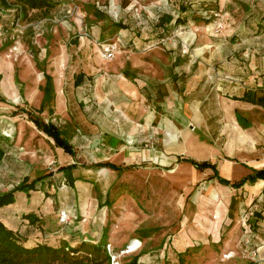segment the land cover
I'll use <instances>...</instances> for the list:
<instances>
[{"label": "rangeland", "instance_id": "obj_1", "mask_svg": "<svg viewBox=\"0 0 264 264\" xmlns=\"http://www.w3.org/2000/svg\"><path fill=\"white\" fill-rule=\"evenodd\" d=\"M144 2L129 5V0H55L50 10L32 9L25 16L17 13L16 6L2 10L0 4V97L5 99L0 100V143L4 149V154L0 155V193L12 189L24 177L31 180L51 173L43 182L44 189H50L57 200L66 195L65 202L75 204L80 212L82 209L80 215L78 211L75 216L70 214L65 225L58 222L57 231L61 229L59 233H65V228L88 224L87 233L96 232L94 238L110 244L113 253L119 254L125 249L119 258L115 257L119 264L121 259L140 250L156 253V264H254L244 252V242L240 244V230L233 237H225V234L234 224L262 217L256 211L260 203L246 204V188L235 190L216 178L209 179L212 172L208 168L200 171L186 158L196 159L194 154H198L202 156L196 160L201 161L213 156L210 154L213 149L218 155L214 159L220 162L229 158L255 164V160L264 156V111L260 106L249 104L239 110L250 125L253 124V129L241 130L233 123L232 107L225 104L224 93L218 96L203 82L198 96L201 118L206 125V146L187 151L186 145L177 138L164 147L167 152H162L163 147L150 142H135L125 150L132 157L120 170L99 166L112 162L121 167L114 158H105L119 151L104 153L100 144L82 137L85 117L89 124L85 128H90L87 135L92 138L98 135L94 121L97 107L91 98L96 85L98 87L101 81L105 86L109 75L123 81L118 71L127 68L126 61L133 54L145 52L138 46L132 47L135 42L128 39L132 31L127 30V36L121 35L122 29L117 24L137 21L134 25L147 27L145 21L150 15ZM233 11L227 19L225 15L218 17L220 24L224 25L226 20L230 24ZM262 26L258 36L264 48V20ZM108 44L113 48L109 59L103 51ZM153 54L167 64L160 77L172 75V71L169 72L172 61L156 52ZM150 57L146 52L136 60ZM42 70L52 75L54 89L62 98L58 104L55 91L52 113L45 108L39 116L67 131L74 155L64 153L68 156L66 162L60 159L61 152L54 148L52 139L38 130L22 111L36 110L41 103ZM78 73L83 75V83L75 88L73 81ZM173 77L168 82L170 89L173 84L176 86ZM165 82L158 84L161 93L168 89ZM262 84L256 89L258 95L264 92V82ZM33 115L38 114L33 111ZM186 132L199 135L200 130L193 122ZM59 163H75L76 168L71 173L57 171ZM218 171L226 179L227 171ZM69 174L75 179V189L67 183ZM40 188L43 193L44 189ZM59 209L55 208L57 215ZM42 210L50 211L44 206ZM49 218L58 221V216ZM27 239L30 242L26 240V244L53 241L51 237ZM136 240H139L137 247L126 249ZM164 252L167 253L165 259Z\"/></svg>", "mask_w": 264, "mask_h": 264}, {"label": "crops", "instance_id": "obj_2", "mask_svg": "<svg viewBox=\"0 0 264 264\" xmlns=\"http://www.w3.org/2000/svg\"><path fill=\"white\" fill-rule=\"evenodd\" d=\"M129 1V5H133L143 0ZM179 2L180 0H145L143 5H146L144 6L145 10H149L150 17H156L158 13H166L173 19L178 17L170 34V36L173 35V38H167L158 43L150 38L149 44H144V41L142 42L140 38L137 39L134 36L135 33L130 32L131 35L128 39L135 42V45H129L142 48L145 51L142 54L149 52L151 57L141 61L136 59H139L137 57L142 54H133L131 59L126 61L127 68L120 69L121 72L118 71L123 81L112 79L118 76L109 75L106 85L103 86L100 81L99 86L96 85L92 93L91 98L95 100L94 104L97 107L94 121L98 135L95 138L87 135L90 128H85L89 126L85 117L83 119L84 135L82 137L89 142L93 139L96 144H100L102 146L101 151L104 153H108L109 150L119 151L115 155L109 154L105 158H114L121 164V167L128 164L132 157V155L125 153V150L130 149L131 146L126 145L127 139L124 136L129 137V139L131 137L134 143L145 144L150 142L163 148L178 138L186 145L187 151H189L188 148L206 146V125L201 118L198 96V91L203 82H207L208 87L214 93L215 91L217 94L224 93L223 98L227 100L225 104L232 107L231 116L235 127L241 130L253 129V124L245 128L240 126L235 116V110L254 104L232 97H240L244 91L249 89L256 91L258 86L263 85L264 82V48L261 36H258L261 34V30L259 31L258 28L252 26L251 22L253 17L257 19L264 13V0H196L194 13L189 10L180 12L177 6ZM204 8L207 10L205 15L201 11ZM230 11H233L230 24L227 20L223 22L224 25L220 24L218 17L225 15L227 19L226 16H229ZM212 14L217 18L213 19ZM203 18L209 20L205 22ZM185 20L186 23L182 24ZM121 32V35L127 36L129 34L127 31ZM155 52L161 57L169 58L170 62L172 61L173 64H170L169 72L172 71L174 75L166 76V78L164 75L160 77L167 64L161 58L153 56ZM172 77L176 82V86L172 85L174 89L172 86L170 89L168 84ZM164 80L167 82L165 83L168 89L166 93H161L158 84ZM61 98V95H57L56 91L58 104L61 102ZM57 112H61V107ZM226 112L229 113V110L227 109ZM193 122L197 124V128L200 130L199 135L186 132V129ZM164 129L167 131L166 133L163 132ZM184 136L186 138H183ZM52 144L54 145V143ZM54 148L57 152H61L59 154L63 162L68 159L61 148L56 146ZM160 150L167 152L165 148ZM215 152L212 149L210 154L213 156L202 158V160L209 159L215 164L217 171L219 169L227 171L226 179L230 182L239 181L251 174L253 169L264 168V156H260L252 165L242 160L229 158L220 162L214 159L218 157ZM194 155L196 159L202 156ZM61 164L59 163V166H63ZM218 174L221 176L219 171ZM212 175L213 172L210 176ZM44 181L45 179L42 180L39 187L36 186V190H30L28 193L15 192L12 203L0 206V221L7 228L17 232L30 242L27 238L38 237L39 233L34 230V225L24 218V215L29 212L41 218L42 227L47 231L49 237H58L67 241L72 238L71 240L76 242L80 239L96 242L98 238H94L97 236L93 234L97 233H87L88 224L65 228V233H59L61 229L57 231L56 224L58 221L49 220L50 216H57L55 208H67L73 216H75L76 211L79 215L82 214V209L80 212L76 206H73L75 204L65 202L67 196L64 197V193L62 195L64 199L57 200V196L51 195L50 189H44ZM245 185L246 187H244ZM40 187L44 189L43 193H40ZM73 187L76 188V183L75 186L73 184ZM242 188H246V192H248L246 204L250 205L254 201L260 203V208L255 210L260 212L262 217L254 218L255 220L251 219L249 222L244 220L242 223L230 226L225 237H233L240 230L238 235L240 244H243L244 238H248L249 243L256 248L257 252L254 264H263L264 179L252 183L246 182L240 188L234 189L240 190ZM43 206L48 207L50 211L42 210ZM10 214H12L11 217H9Z\"/></svg>", "mask_w": 264, "mask_h": 264}, {"label": "trees", "instance_id": "obj_3", "mask_svg": "<svg viewBox=\"0 0 264 264\" xmlns=\"http://www.w3.org/2000/svg\"><path fill=\"white\" fill-rule=\"evenodd\" d=\"M0 4L2 5V10H5L12 6H16L17 13H19V15L21 16H25L27 12L32 9L41 11L50 10L53 6H55V0H11V2H9L8 0H0ZM177 6L180 12H186L189 10L191 12L193 11L194 13L196 0H180ZM201 11L205 15V11L207 10L204 8V10ZM155 15L156 13L154 14V16ZM137 19L141 21V18L138 17ZM203 19L205 20V22L209 20L206 18ZM257 19H254L253 17L251 22L252 26L258 28L260 31L263 29L262 25L264 20V13L260 17H257ZM177 20L178 17L173 19L166 13H158L156 17H148V19L145 21L147 27L145 25L138 26L135 24L136 26H138L136 27L134 23H138L137 21H134V23L127 22V24L119 21L117 24L120 26L122 31L129 30L135 33L134 36L140 38L142 42L144 41L145 44L149 42L150 38H153V41H155V43L167 39L170 36L173 29L172 27L174 26V24H176ZM254 20L255 23L253 22ZM120 22H122L124 26ZM185 23L186 20L182 24ZM43 77L44 83L40 88V90L42 91V96L39 107L36 110L31 109L22 111L28 115V117L38 130L42 131L46 136L53 140L54 146L61 148L65 153L69 155H74V147L71 143V139L68 137L67 131L63 129V126L58 125L51 120L45 122L39 116V114H41L45 110V108H47V111L49 113H52L51 103H53L55 97V87L52 75L43 71ZM82 80L83 75L81 73H78L73 81L74 87L76 88L80 86L81 83H83ZM232 98L258 105L264 111V92L258 95L255 90L249 89L244 91L242 96H233ZM0 100L5 101V99L2 97H0ZM33 111H36L38 115H33ZM235 116L240 126L245 128L250 125V122L246 120L244 116H242L239 110H235ZM2 154H4V149L2 147V144L0 143V155ZM186 159L190 160L194 167L199 169L200 171H204L206 168L210 169L213 172V175L209 176V179L216 178L219 182L225 185H231L234 188H240L246 182L252 183L256 180L264 179V168L257 170L253 169L251 174L245 176L239 181L230 183L229 180L224 179L218 174L215 164H213L209 159L201 161H197L192 158ZM99 166L109 167L114 170H120L122 168L108 162L100 163ZM73 168H76L75 163H70L68 165L59 166L57 171L65 172L68 170L69 173H71ZM46 174L36 176L31 180H29L27 177H24L12 189L1 192L0 206L12 203L14 201L15 192L28 193L30 190H36L37 184H41L42 180L50 177L51 175V173L49 174V176H46ZM66 180L70 187H73L75 179L71 176V174L68 175V178ZM231 207L232 203L230 204V208ZM24 218H26L30 223L34 225V230L39 233V235H37L38 237H49L47 231L42 227L43 222L41 218L29 212L24 215ZM51 238L53 239V241L44 240L43 242H35L33 245H28L25 243L26 239L24 237L19 235L17 232H14L13 230L7 228L0 221V264H111L110 255L106 250V245L103 241H99V239L96 242L82 239L76 242L71 239H69V241H62V239L60 238ZM151 252L152 251L140 250L136 253L131 254L125 260L124 258L121 259L120 264H150L152 262L153 264H156L154 258H156L157 260L158 256L156 253ZM165 253L166 252H164L163 255L164 259L166 257ZM179 254L178 258L180 260L181 255ZM163 264L166 263L164 262Z\"/></svg>", "mask_w": 264, "mask_h": 264}, {"label": "built area", "instance_id": "obj_4", "mask_svg": "<svg viewBox=\"0 0 264 264\" xmlns=\"http://www.w3.org/2000/svg\"><path fill=\"white\" fill-rule=\"evenodd\" d=\"M188 1V0H186ZM112 45L111 44H108L106 47H104L103 51H104V56L109 59L113 56V48H111ZM126 143L130 146L132 145L134 142L132 139H127ZM58 222L60 224H66L68 223V221L70 220V212L67 208H61L59 209L58 211ZM139 240H136L135 243L132 241L130 243V245H128L127 248H135L139 245ZM133 243V244H132ZM244 244H245V253L247 255V257L252 260V261H255L256 259V248H254L250 243H249V239L248 238H244ZM106 250L107 252L109 253L110 255V262L111 264H119V262L117 263L115 261V257L117 256L119 258V255L121 253V251H125V249L121 250L119 254L117 253H113L112 252V247L110 246V244H106ZM227 256V255H226Z\"/></svg>", "mask_w": 264, "mask_h": 264}]
</instances>
